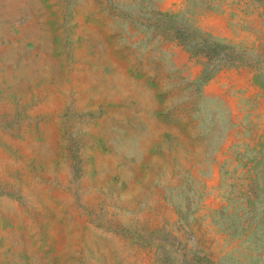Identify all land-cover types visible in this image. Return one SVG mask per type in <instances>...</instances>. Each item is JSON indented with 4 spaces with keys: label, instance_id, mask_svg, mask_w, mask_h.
Returning a JSON list of instances; mask_svg holds the SVG:
<instances>
[{
    "label": "rangeland",
    "instance_id": "1",
    "mask_svg": "<svg viewBox=\"0 0 264 264\" xmlns=\"http://www.w3.org/2000/svg\"><path fill=\"white\" fill-rule=\"evenodd\" d=\"M0 264H264V0H0Z\"/></svg>",
    "mask_w": 264,
    "mask_h": 264
},
{
    "label": "trees",
    "instance_id": "2",
    "mask_svg": "<svg viewBox=\"0 0 264 264\" xmlns=\"http://www.w3.org/2000/svg\"><path fill=\"white\" fill-rule=\"evenodd\" d=\"M231 62V61H230ZM217 66V65H216ZM215 65H214V67H216Z\"/></svg>",
    "mask_w": 264,
    "mask_h": 264
}]
</instances>
